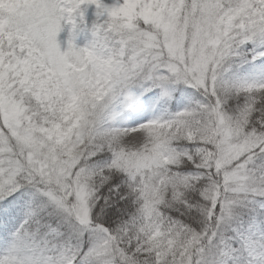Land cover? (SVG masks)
Wrapping results in <instances>:
<instances>
[{
  "label": "snow or ice",
  "instance_id": "obj_1",
  "mask_svg": "<svg viewBox=\"0 0 264 264\" xmlns=\"http://www.w3.org/2000/svg\"><path fill=\"white\" fill-rule=\"evenodd\" d=\"M0 264H264V0H0Z\"/></svg>",
  "mask_w": 264,
  "mask_h": 264
},
{
  "label": "rangeland",
  "instance_id": "obj_2",
  "mask_svg": "<svg viewBox=\"0 0 264 264\" xmlns=\"http://www.w3.org/2000/svg\"><path fill=\"white\" fill-rule=\"evenodd\" d=\"M106 2H108V3H111L112 2V0H106ZM94 8H90L89 10H88V13H87V16H88V18L89 19H91L92 18V13L94 12ZM69 27L70 26H66V27H64V30L59 34V36H58V40H59V42L61 43V47H62V49L64 48V47H66V43H67V41H68V39H69ZM87 37L86 36H84V35H80V36H77L74 40H73V43L75 44V45H77V46H84L86 43H87Z\"/></svg>",
  "mask_w": 264,
  "mask_h": 264
}]
</instances>
